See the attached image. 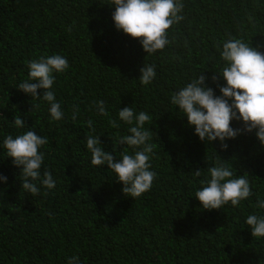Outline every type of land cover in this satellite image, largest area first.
<instances>
[{
    "label": "trees",
    "instance_id": "trees-1",
    "mask_svg": "<svg viewBox=\"0 0 264 264\" xmlns=\"http://www.w3.org/2000/svg\"><path fill=\"white\" fill-rule=\"evenodd\" d=\"M183 19L167 30L163 50L147 54L138 39L117 30L112 0H0V264H264V237L251 235L249 215L264 218V145L252 132L225 141H201L171 97L204 74L220 95L217 71L226 62L223 44L240 39L264 53V0H181ZM59 54L70 67L54 73L52 91L64 113L50 116V104L17 87L28 79V62ZM145 65L156 76L143 85ZM218 76L213 82L211 77ZM43 95L44 89L37 90ZM108 115H101L98 101ZM146 112L154 145L150 191L126 197L117 174L91 164L87 137L117 159L134 155L118 137L130 135L118 113ZM78 109L76 119L73 111ZM25 126L16 128L15 117ZM91 120L93 128L87 126ZM110 120L120 127L114 128ZM231 126L243 129L242 120ZM29 130L48 143L41 177L50 171L56 186L39 181L38 195L22 187L21 168L7 157L3 141ZM222 163L236 178L246 176L252 195L239 206L206 210L195 197ZM201 175L196 177L195 170Z\"/></svg>",
    "mask_w": 264,
    "mask_h": 264
},
{
    "label": "clouds",
    "instance_id": "clouds-1",
    "mask_svg": "<svg viewBox=\"0 0 264 264\" xmlns=\"http://www.w3.org/2000/svg\"><path fill=\"white\" fill-rule=\"evenodd\" d=\"M111 5L115 6L112 13L115 28L138 39L147 54L163 50L170 43L167 30L183 19L180 15L184 7L181 0H112ZM221 57L226 64L217 71L225 81L223 85L217 84L220 95H216L215 90L208 86V77L199 73L196 79L172 95L171 103L185 113L189 126H194V132L201 141L213 142L218 139L221 148L227 149L226 140L235 138L242 131L255 130L256 137L264 145V53L240 39H230L223 44ZM69 67L67 58L59 54L31 60L28 62V79L17 88L31 97H42L50 104L51 118L59 121L64 113L51 89L56 79L54 73H63ZM140 73V82L148 85L156 76L155 66L144 64ZM211 80L216 82L218 76L213 75ZM38 89H44L42 96L38 94ZM97 108L101 115H108L104 101H98ZM77 112L78 109H74L73 120ZM118 116L120 121L130 126L128 131L131 133L118 137V143L139 150L134 155L122 152V158L117 159L100 146L101 141L96 136L87 137V149L91 152L93 166L107 165L117 174V181L122 183L123 194L139 198L151 190L157 175L150 170V154L154 145L148 141L152 139V132L144 129L145 123L151 122V117L143 111L137 114L131 107L120 109ZM233 120H242L243 129L233 128ZM13 123L16 128L25 126L24 119L17 116ZM86 123L93 128L91 120ZM109 123L114 128L120 127L116 120ZM47 143V137L33 130L15 138L9 134L3 141L7 157H11L12 163L21 168L22 187L34 196L40 193L35 181L46 189L56 186L50 171H44L41 177L44 153L40 148ZM208 172L210 179L202 181L206 186L195 193L203 209H222L229 202L232 206H239L241 201L253 194L246 176L233 178V171L222 163L209 168ZM194 175L199 177L200 170H195ZM0 181L6 182L7 177L0 174ZM258 207L264 208V200H258ZM246 224L250 226L253 237H264V218L249 215ZM69 264H80L79 258L71 257Z\"/></svg>",
    "mask_w": 264,
    "mask_h": 264
}]
</instances>
